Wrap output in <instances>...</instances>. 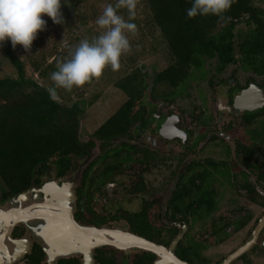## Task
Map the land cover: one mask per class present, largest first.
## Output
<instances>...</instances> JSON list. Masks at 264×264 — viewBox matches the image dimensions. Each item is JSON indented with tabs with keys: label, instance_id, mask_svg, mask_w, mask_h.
I'll return each instance as SVG.
<instances>
[{
	"label": "flooded vegetation",
	"instance_id": "flooded-vegetation-1",
	"mask_svg": "<svg viewBox=\"0 0 264 264\" xmlns=\"http://www.w3.org/2000/svg\"><path fill=\"white\" fill-rule=\"evenodd\" d=\"M253 4L264 19V0ZM248 19L239 25L247 32L254 27ZM239 40L231 62L205 55L174 97L158 95L160 86L154 92L151 82L145 119L127 134L107 141L95 131L83 141L78 125L63 179L74 185L79 224L124 228L168 249L176 242L174 254L189 264H221L251 240L264 218V49L242 54ZM154 75H148L151 81ZM191 83L197 84L198 101L188 110L176 109L174 102ZM165 124L169 133L163 132ZM2 226L0 221V264H49L44 240L28 225L18 223L10 237L3 236ZM120 253L103 246L93 258L95 264L98 255L119 264ZM252 253L264 255V227L232 264H252ZM130 257L133 264L157 261L143 250ZM70 258L84 264L82 255L64 259Z\"/></svg>",
	"mask_w": 264,
	"mask_h": 264
},
{
	"label": "trees",
	"instance_id": "trees-1",
	"mask_svg": "<svg viewBox=\"0 0 264 264\" xmlns=\"http://www.w3.org/2000/svg\"><path fill=\"white\" fill-rule=\"evenodd\" d=\"M253 1L235 0L231 9L225 13L226 17H230L225 22L215 15L186 18V9L191 7L192 0H142L148 12L147 17L158 29L169 49L171 64L156 72L152 81L147 73L134 65L133 55L121 61L119 70L107 68L99 79L104 80L106 76L115 78L117 74V78L111 82L128 99L95 132V136L108 141L127 134L134 125L142 123L147 112L144 99L151 82L154 84V92L161 85L169 89L162 94L167 100L177 95V91L195 77V72L203 66L205 55L217 56L221 63L231 62L237 36L240 42H244L241 45L242 54L264 49V19L258 14ZM76 5L77 2L70 0L63 2L65 10L61 11L64 23L57 27L62 30L61 34H69L79 42V39H89L86 38L88 35H82L92 18L77 19L74 13L77 12ZM247 16L249 19L246 22L249 25L254 22L253 29L248 32L238 30ZM71 20L75 28L70 24ZM46 21H50L52 26L55 24L51 19ZM131 22L137 24L136 20ZM46 27H49L48 24ZM137 33H129L128 38L135 37ZM135 39L130 40L131 44L136 42ZM17 46L22 55L27 53L22 45ZM0 51L5 53L17 73L16 78L0 79V179L4 185L0 203H3L45 184L43 177L56 157L53 162L56 178L66 176L70 169V152L77 139L80 115L85 113V107L82 109L78 103L70 106V100L58 88L57 94L62 103L52 100L49 89L54 84L44 85L33 78L35 74L41 79L50 78V74L57 70L60 58H55L49 64L44 56L40 60H29L31 75L28 74L26 61L17 55L18 50L12 47L10 40L0 44ZM98 97L90 100L89 105H93ZM148 255L155 257L153 254ZM152 261V258H148L141 264H152ZM59 264H80V260L62 259ZM96 264L115 263L98 255Z\"/></svg>",
	"mask_w": 264,
	"mask_h": 264
},
{
	"label": "rangeland",
	"instance_id": "rangeland-1",
	"mask_svg": "<svg viewBox=\"0 0 264 264\" xmlns=\"http://www.w3.org/2000/svg\"><path fill=\"white\" fill-rule=\"evenodd\" d=\"M66 1L67 0H61V10L63 9V11L65 10L63 7V2ZM70 1L74 3L77 2V12H74L77 14V19L83 17L92 18V20L83 30L84 32L82 35H88L86 38H89V40H91L96 34L99 35L102 31L97 27L95 20L101 14L103 7L108 3L115 4L116 2V0ZM135 12L136 15L133 20H136L138 33L135 35V37H130L129 40L132 38H136L137 40L135 39L136 42H132L131 51L123 56L121 61L126 60L128 56L133 55L135 61L134 65L141 68L144 73L152 76V74L166 69L171 64L169 49H167V45L161 38L158 29L150 22L149 18L147 17L148 12L145 9V4L142 2V0H139ZM119 14L122 15L126 20L128 19V10L126 8H121L119 10ZM43 19L50 20L51 18L45 15L43 16ZM47 24L49 27H46L44 31H41L37 34V38L33 41L31 49L27 50L25 55H22L21 52H19L20 49L18 46H16V49L18 50L17 55L21 57L22 60L26 61L29 71L28 74L33 75L30 73L32 70L30 68L31 65L29 60H40L44 56L46 57L47 64L52 63L55 58L56 60L60 58L59 60L62 61L68 55V49L63 46L64 42L66 41L71 46L78 44V40L71 37V35L61 34L60 31L62 30L60 27H57L58 24H54L52 26L50 21H48ZM70 24L73 28H75V24L72 20ZM238 30H244V26L238 27ZM0 65V79L7 77H17V73L15 70H13L3 51H0ZM118 74L122 75L123 73ZM115 76V78H107L106 76L104 80L99 78L93 79L90 83L84 85L83 87H74L71 91L58 88L60 93L70 100V106H72L74 103H78L81 107H85V113L81 115L79 123V133L83 141L89 140V137H91V135L97 131L101 125H103L111 116H113L128 99L126 95L122 91L115 88L111 82L113 78H117V74H115ZM33 78L44 85H50L53 83L50 78L41 79L37 74L33 75ZM187 88V90L182 93V89L180 90L181 94L174 102V107L176 109L188 110L190 103L198 101L197 84L191 83V85ZM164 91H169V89L165 86H160L157 94L160 95ZM70 92L71 94H69ZM96 96H99L98 99L93 105H89V101L95 99ZM58 102L62 103L60 97ZM56 158L51 161L49 168L50 170L46 172L43 177L45 181L53 180L55 178L56 171L53 162L56 160ZM3 186L4 185L0 179V197L3 192ZM132 254L133 253H120L118 257H121V262L118 258L119 264H133L130 257ZM263 256L264 255H256L252 253L250 255L252 258V264H264ZM234 264H241V262L237 261Z\"/></svg>",
	"mask_w": 264,
	"mask_h": 264
},
{
	"label": "clouds",
	"instance_id": "clouds-1",
	"mask_svg": "<svg viewBox=\"0 0 264 264\" xmlns=\"http://www.w3.org/2000/svg\"><path fill=\"white\" fill-rule=\"evenodd\" d=\"M235 0H192L191 7L186 9V18L215 15L221 21H227V13ZM139 0H116L108 3L96 18L97 27L102 30L91 40L82 39L75 46L66 41L68 49L65 59L58 62L55 71L50 74L54 86L49 89L50 98L59 99L57 88L71 91L74 87H83L93 79L100 78L105 69L113 71L121 67V59L131 51L128 33L138 32L137 24L131 22L136 15ZM121 8L128 10L126 20L119 14ZM50 17L55 24H63L61 0H0V44L10 40L15 48L22 45L30 50L37 34L45 30Z\"/></svg>",
	"mask_w": 264,
	"mask_h": 264
},
{
	"label": "water",
	"instance_id": "water-1",
	"mask_svg": "<svg viewBox=\"0 0 264 264\" xmlns=\"http://www.w3.org/2000/svg\"><path fill=\"white\" fill-rule=\"evenodd\" d=\"M152 87L151 84L149 95ZM172 125L176 128V124ZM164 131L169 133L167 124L163 126ZM74 203V185L63 178H54L40 189L33 188L16 195L0 208V221L6 229L3 236L10 237V231L15 225L25 223L30 231H35L44 240L49 264L60 258L80 255L84 258V264H95L94 250L103 246H112L127 254L135 250L152 252L157 255L155 264H189L174 254L176 242L168 249L123 229H99L79 224L74 218ZM263 227L264 218L251 240L221 264H232L249 251Z\"/></svg>",
	"mask_w": 264,
	"mask_h": 264
}]
</instances>
